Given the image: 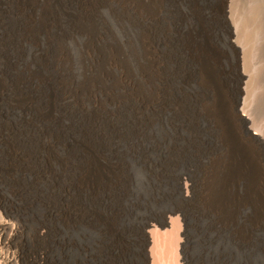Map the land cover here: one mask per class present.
<instances>
[{
  "label": "bare ground",
  "instance_id": "bare-ground-1",
  "mask_svg": "<svg viewBox=\"0 0 264 264\" xmlns=\"http://www.w3.org/2000/svg\"><path fill=\"white\" fill-rule=\"evenodd\" d=\"M234 3L0 0V264H264Z\"/></svg>",
  "mask_w": 264,
  "mask_h": 264
},
{
  "label": "rangeland",
  "instance_id": "rangeland-1",
  "mask_svg": "<svg viewBox=\"0 0 264 264\" xmlns=\"http://www.w3.org/2000/svg\"><path fill=\"white\" fill-rule=\"evenodd\" d=\"M238 0H235V3H234V6L236 7H238V4H239V2H237ZM248 1L249 0H240V4H239V8L241 9L240 10V18H241V20H242V24H241V26L243 27L244 26V28L242 29V31H243V33L244 34H246L247 35V33L249 34L250 32H252V30L253 31H255V29H253L254 28V22H253V20L256 22V20H255V18H254V11H252L254 8L256 9L257 7H260V9L262 10V8H264V0H253L252 2H251V0H250V4H247L248 3ZM245 2V3H244ZM258 2V3H257ZM238 3V4H237ZM254 3V4H253ZM253 5V7H251L250 5ZM258 4H259V6H258ZM262 4V5H261ZM257 7H256V6ZM261 5V6H260ZM250 8H252V10L250 9ZM254 9V10H255ZM252 12V16L250 15L251 14V12ZM259 11V10H258ZM250 13V14H249ZM260 13V12H259ZM249 15H250V17H249ZM260 15V14H259ZM247 17H249V18H247ZM253 19H252V18ZM260 17V16H259ZM251 18V20H249ZM258 18V17H257ZM243 20L245 21V22H243ZM247 20V21H246ZM252 21V22H251ZM248 23H250L249 24V26L247 25ZM250 27V28H249ZM253 27V28H252ZM245 30H247V31H245ZM251 30V31H250ZM245 32H247V33H245ZM257 33H256V31H255V34H254V32H253V34L252 33H250L249 35H247V36H249L250 38V41H249V44L250 43H252V44H250L251 46L253 45V43H254V40H255V35H256ZM251 35H253V39H252V37H251ZM251 40H252V42H251ZM248 44V47H250L251 48V46ZM249 50V49H248ZM250 51V50H249ZM249 53H248V57H247V64H246V66H245V69L246 70H248V72H251L252 71V73H250L251 75H252V78H253V80H256L255 81V87H254V84L252 85V82H250L249 84H248V88L252 91L253 90V92H254V88H256L257 86H259L258 87V89H259V93L257 94V95H255L256 97H255V106H253L252 107V111L254 112L253 114L255 115L254 117L256 118V119H261V120H264L263 118H264V96H262L261 95V93L263 92L264 93V91H262V86H261V84L263 83V81H262V78L264 79V73L262 74V72L263 71H260L261 69V66H260V63H257L258 65H256V62H255V64H253L252 65V61H251V56H250V58H249ZM249 59H250V61H249ZM254 63V62H253ZM248 65V66H247ZM252 66H254V68L252 67ZM255 66H256V69H255ZM258 66H260V68H258ZM248 69H247V68ZM250 68V69H249ZM254 69V70H253ZM258 70V71H257ZM260 72V73H259ZM253 73H254V75H253ZM260 74V75H259ZM262 74V75H261ZM258 75L260 76V78H261V76H262V78H261V81L259 80V78H258ZM255 77V78H254ZM257 77V78H256ZM257 80H259L260 82L258 83V85L256 84L257 83ZM262 82V83H261ZM252 86V89H251V86ZM258 89H257V91H258ZM261 89V90H260ZM257 91H256V93H257ZM264 95V94H263ZM254 104V103H253ZM254 108V109H253ZM139 174L137 173V179L139 180ZM141 183V182H140ZM140 183H138L139 185H140ZM257 260L259 261V263H263V258H257Z\"/></svg>",
  "mask_w": 264,
  "mask_h": 264
}]
</instances>
